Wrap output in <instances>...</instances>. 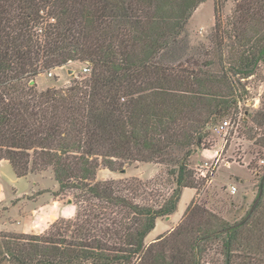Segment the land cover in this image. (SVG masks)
Here are the masks:
<instances>
[{
    "label": "trees",
    "instance_id": "1",
    "mask_svg": "<svg viewBox=\"0 0 264 264\" xmlns=\"http://www.w3.org/2000/svg\"><path fill=\"white\" fill-rule=\"evenodd\" d=\"M204 1L0 0V161L16 177L49 168L54 194L72 191L76 206L45 233L0 232V264H207L209 251L220 264H264V173L233 222L191 200L167 237L144 242L184 188L198 192L205 179L189 157L209 148L213 125L236 117L242 79L264 63V0H234L224 19L227 0H213V44L199 59L187 23ZM71 61L89 73L37 87L38 74ZM240 119L264 147V107ZM135 161L166 166L171 191L95 179L100 165Z\"/></svg>",
    "mask_w": 264,
    "mask_h": 264
},
{
    "label": "rangeland",
    "instance_id": "2",
    "mask_svg": "<svg viewBox=\"0 0 264 264\" xmlns=\"http://www.w3.org/2000/svg\"><path fill=\"white\" fill-rule=\"evenodd\" d=\"M233 6L234 0H227L222 9V19L230 14ZM214 24L213 0H205L199 4L188 20L189 43L199 48L200 60L205 59L204 49L213 44ZM84 66L89 65L86 62L71 61L63 66L43 71L34 80L39 89L52 86L65 87L72 79H80L89 73L90 70L82 71ZM48 72H51L52 76H48ZM242 83L246 86V99L252 102L248 106H242V112L245 108L262 109L264 63L259 65L256 74L242 79ZM244 131L240 119L236 131L227 137L223 147L222 137L211 131L207 138L210 144L209 150L199 148L191 154L188 165L194 170L196 180L201 182L205 179L204 183L198 192L193 188L182 190L176 211L171 216L156 220L155 227L144 240L146 245L156 241L159 236L167 237L184 219L185 210L191 200L229 222H233L245 213L255 198L259 178L264 173V162H261L264 161V147L247 139L243 134ZM262 131L264 127L259 128V135H264L261 134ZM214 150L218 151L216 158L213 156ZM205 162L211 165L208 169ZM203 170H207L204 171L205 175L201 174ZM132 178L142 183L150 182L149 187L160 194L171 191L174 186L173 178L167 173V167L153 162L126 163L122 170H110L100 165L95 177L96 180L116 181ZM231 185L237 187L233 193L229 188ZM57 190L58 185L49 168L16 177L11 165L6 160H1L0 232L41 234L57 220L73 218L76 213L73 192L66 191L55 195ZM50 205L55 206L56 210L51 211ZM217 259L220 260V257L213 251H209L205 256L207 264H220Z\"/></svg>",
    "mask_w": 264,
    "mask_h": 264
},
{
    "label": "built area",
    "instance_id": "3",
    "mask_svg": "<svg viewBox=\"0 0 264 264\" xmlns=\"http://www.w3.org/2000/svg\"><path fill=\"white\" fill-rule=\"evenodd\" d=\"M90 68L89 66H84L82 68V71L87 72L89 71ZM48 76H52L51 72L47 73ZM252 102L249 101L248 99H246L244 102H240L238 104V112L237 115L234 119H222L220 120L218 123H216L215 125L212 126L211 131L217 133L218 135H220L222 137V147L225 146L226 142H227V137L230 136V134H232L233 132L236 131L237 129V125H238V121L240 120V117L242 116V106H248L250 105ZM205 150H209V149H205ZM218 151L214 150L213 156L214 158L217 157ZM261 162H264L263 160H261ZM206 168L208 169L211 165H208L207 162H205ZM201 167H203V165H201ZM204 171L207 170H203L201 171L202 175H205ZM230 191L233 193L236 191L237 187L235 185H231L230 187Z\"/></svg>",
    "mask_w": 264,
    "mask_h": 264
},
{
    "label": "crops",
    "instance_id": "4",
    "mask_svg": "<svg viewBox=\"0 0 264 264\" xmlns=\"http://www.w3.org/2000/svg\"><path fill=\"white\" fill-rule=\"evenodd\" d=\"M35 82H36V80H35ZM36 85H37V83H36ZM185 189V188H184ZM194 189V188H193ZM195 190V189H194ZM196 191V190H195ZM196 194V193H195ZM51 206V211H54V210H56V207L54 206L53 207V205H50ZM54 208V209H53ZM172 214H170L169 216H171Z\"/></svg>",
    "mask_w": 264,
    "mask_h": 264
},
{
    "label": "water",
    "instance_id": "5",
    "mask_svg": "<svg viewBox=\"0 0 264 264\" xmlns=\"http://www.w3.org/2000/svg\"><path fill=\"white\" fill-rule=\"evenodd\" d=\"M264 178V177H263ZM262 181H263V179H262ZM262 181L260 182V185H262Z\"/></svg>",
    "mask_w": 264,
    "mask_h": 264
}]
</instances>
